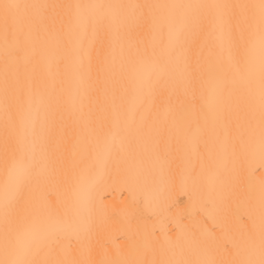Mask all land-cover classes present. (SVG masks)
Returning a JSON list of instances; mask_svg holds the SVG:
<instances>
[{"label": "snow or ice", "instance_id": "snow-or-ice-1", "mask_svg": "<svg viewBox=\"0 0 264 264\" xmlns=\"http://www.w3.org/2000/svg\"><path fill=\"white\" fill-rule=\"evenodd\" d=\"M0 264H264V0H0Z\"/></svg>", "mask_w": 264, "mask_h": 264}, {"label": "bare ground", "instance_id": "bare-ground-1", "mask_svg": "<svg viewBox=\"0 0 264 264\" xmlns=\"http://www.w3.org/2000/svg\"><path fill=\"white\" fill-rule=\"evenodd\" d=\"M101 195L105 198V203L109 205H120L125 200L130 199L129 193L118 186L108 188L105 192L101 193ZM175 200L176 203L180 205V207H184L188 203V198L182 193H177L175 196ZM181 201H183L182 204L180 203ZM147 214L148 211L146 210V215Z\"/></svg>", "mask_w": 264, "mask_h": 264}]
</instances>
